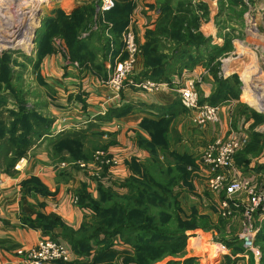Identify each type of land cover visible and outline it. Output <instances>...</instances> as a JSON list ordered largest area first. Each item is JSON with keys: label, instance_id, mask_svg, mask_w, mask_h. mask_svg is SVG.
<instances>
[{"label": "crops", "instance_id": "0c3cea01", "mask_svg": "<svg viewBox=\"0 0 264 264\" xmlns=\"http://www.w3.org/2000/svg\"><path fill=\"white\" fill-rule=\"evenodd\" d=\"M96 1L100 0H41L40 2L38 18L36 17L38 27L34 30L35 40L34 43L31 40L30 56H24L26 63H23V68H31L35 80L39 77L41 81V89L43 87L50 88L52 93L48 94L44 89L45 94L40 96L41 100L47 102V106L43 109L40 108L41 112H39L42 114L41 120L45 121L41 127L44 133L41 135L42 138L40 137V140L26 148L27 150L20 156L19 169L10 170L11 173H0V264H19L18 252L20 250L31 249L40 240L45 239L56 241L67 248L71 255L70 264H84L86 260L85 257H78L73 253L70 245L61 236L60 227L47 232L40 225V220L44 217L49 220L58 219L67 227L76 230L82 223H85L83 221H87L91 217L85 210L74 204L73 196L82 185L92 183L81 171L64 170L54 163L51 150L58 146L56 145L57 139L63 140L69 135L73 137V135L84 134L86 141L92 140L105 144L111 154L120 157L119 167L115 168L112 174L119 181H122L128 176L127 163L131 158H135L142 164L149 161L150 153L138 145L140 138L149 140L147 130L141 126L142 120L158 121L162 118L170 120V130L165 135L168 149L177 156L189 157L192 160V164L188 165L189 171H193L197 175L196 178L194 177L192 192L184 194L183 200L186 201V205L183 209L185 214H189L193 210L199 212L200 207H210L213 212L218 214V202L224 198L221 192L215 193L208 188L207 178L199 171L198 159L208 145L215 141L239 136H246L250 140L251 133H258L264 139V114H262L263 111H260L263 110V107H261L262 109L257 108L256 104L249 100L246 101L244 94H242L244 81L241 73L246 69V66L244 67L245 58L240 57H243L244 53L248 51L252 53L250 50L254 49L255 44L252 42L254 38L251 43L245 40L242 44L241 41L232 38L231 47H227L222 55L223 58L217 59L220 61V68L215 75L203 61L198 62L191 70L182 72L184 81L189 79L196 82L199 100H202L206 105L209 98L217 90V79L233 83L235 77L240 85H243L242 88H239L238 97L230 96L224 102L213 106L217 107L218 121L209 123L204 127H197L193 123L191 113L182 107L179 96L174 89L146 92L127 85L119 96H114L102 84L103 77L101 74L90 71V68L79 66L76 62H70L66 56L62 55L61 51H67L62 40H53L54 52L44 54L37 62L39 44L36 42V33L41 30L42 23L49 17L55 18L57 12H62L68 16L77 8L93 5ZM113 1L114 3L131 1L135 5L127 27L130 26L136 35L137 43L142 46L146 41L144 35L146 29H152L157 18L152 12L153 10L149 8L154 5V0ZM203 1L209 7L210 16L209 20L201 26L200 32L205 37H211V43L221 48L225 39L228 40L226 34L228 31L219 30L214 23V17L218 12V0ZM94 17L96 19L97 16ZM33 20L34 14L28 12L23 32L20 33L22 36L27 34L29 23ZM219 21L223 23L222 19L217 18L216 22ZM96 25L94 23V29ZM235 34L238 35L239 33L235 32ZM255 34L253 30L249 29L246 33L244 29L241 35L245 39H249L250 35L260 37ZM19 38L23 39V37ZM109 38L111 39V36ZM22 39L19 41L17 39L16 43H23L24 40ZM58 44L59 46H57ZM121 51L122 45L117 48L111 39L109 58L104 61L106 73H108V68L115 59L119 57ZM137 61L140 72L143 69V58L138 57ZM178 78L180 76L173 75L170 82ZM140 79V77H136L134 81L137 83L150 81ZM253 80L252 77L251 84ZM250 98L256 101L254 94L253 98ZM2 101L6 102L4 108L11 105L8 107L9 109L1 112L6 128L16 118V116H12V112H17L16 109H12L16 105V101L14 95L3 97ZM31 105L30 101L27 102V109ZM122 105H132L133 112L121 118L103 119L108 110ZM6 113L10 115H7V120L3 117V114L6 115ZM159 113L165 115L161 116ZM255 115L262 116L261 121L257 122ZM31 130L29 127L28 133H31ZM33 130V133L40 131L38 129ZM8 131H6L5 137L1 138V141L5 148L11 152V149H14L11 147L13 140L8 136ZM19 133L20 130L16 131L15 135ZM263 154L264 144L261 146V154L254 161L256 163L260 160L257 166L252 167L250 165L248 169L244 170L238 167L239 162L236 161L237 166L231 174L242 180H249L252 187L258 188L264 176V167L261 164ZM9 155L7 157H10ZM251 157V154L246 156L248 162ZM91 187L94 188V185L92 184ZM235 218L238 219L236 216L232 219ZM237 219L232 222L228 232L237 233L240 226L239 219ZM29 221L33 224H29ZM254 222L258 233L264 225V215L256 214ZM188 233L196 236H188L185 258H195V264H259L260 252L259 257H253L251 254L246 255L244 254L245 251L234 254L221 242L214 241L212 238L207 241L208 232L195 230ZM212 235L215 239L216 235L214 233ZM190 237L198 239L195 248L191 250L188 249ZM235 239L240 242L239 235ZM204 243L207 244V247L209 246V249L208 251L206 249L204 254H199L198 251H200V247L202 249ZM216 245H219L217 246L219 249H214ZM211 250L214 252L212 259L209 257Z\"/></svg>", "mask_w": 264, "mask_h": 264}, {"label": "trees", "instance_id": "16d2710c", "mask_svg": "<svg viewBox=\"0 0 264 264\" xmlns=\"http://www.w3.org/2000/svg\"><path fill=\"white\" fill-rule=\"evenodd\" d=\"M172 1L173 0H166L161 4L159 7L160 13L170 11ZM222 1L223 0H218V4L222 3ZM99 4L100 1H96L93 5L90 4L77 8L68 16L62 12H57L55 18H47L44 23H42L41 30L36 33V42L39 44L37 62L40 61L44 54L54 52L52 41L54 38H59L65 43L68 55L67 59L70 62H76L79 66L85 67L87 64H91L92 61H94L91 55L92 51H90L87 42L92 40L97 34L100 40L102 39L104 41V56L100 61V66L99 64L95 65L96 61L91 65L95 69L93 71L101 74L103 80H105L107 78V73L104 68V61L109 58L110 54V43L103 35V29L107 27L103 25L101 31L88 32L89 26L92 23V14L95 16V6ZM134 7L135 5L131 1L115 2L113 7L103 15L106 21L111 25L108 31L112 42L117 48L121 45L120 36L128 25ZM179 11L177 12L172 9V16H169L166 20L158 17L154 24V29H147L145 31L144 35L146 41L141 46L144 51L143 71L139 74L141 80H150L155 83H169L173 75L180 76L184 70H191V68L200 61H203L215 75L220 67V61L217 59L222 57L227 47H231L230 39L236 36L240 37L241 33L235 36L233 33L234 30L231 31V33H227L228 40L225 39L223 46L219 48L211 43V37H205L199 30L195 31V34L193 33L194 35L187 30V34L183 35V23L187 21L195 24V20H198L199 17L192 12L191 4H188L187 8L181 9L180 13L182 17L178 15ZM203 17H205L206 20V12ZM84 33L86 34L85 36H83ZM157 35H162L167 41L174 42L173 48L169 51V56L159 55L154 51L156 46L161 43ZM10 57H12L10 52L2 53L0 56V81H2V77L6 75L5 71L7 69V63L11 60ZM216 82L217 90L209 98L207 105L214 106L220 102H224L230 96L235 98L238 97L240 82L237 78H233V83L221 79H217ZM250 97L253 98L252 93ZM254 97L256 98L255 95ZM257 99L258 98H256V100ZM0 101L2 104L1 95ZM199 104L204 105L206 103L199 100ZM133 110L132 105L113 107L107 111L103 119L121 118L131 114ZM159 114L161 116L165 115ZM255 117L257 122L262 119V116L259 115H255ZM14 121L8 133L10 139L13 140V144L22 147L21 151L19 150L16 154L17 157H20L19 155L22 156L24 151L27 150L26 148L31 144L26 137L29 130L27 129L28 126L26 127L24 125L25 123L19 116L16 117ZM169 125L170 120L166 118L159 119L158 121L149 119L142 120L141 126L147 130L149 140L140 138L138 140V145L147 150L152 157L156 156L158 148L163 152L167 151V153L172 155L173 159L176 160L178 164L176 167L170 166L162 168L156 163L142 165L135 160H131L129 168L132 174L124 184V188L130 192V195L121 197L123 199L116 203L111 199L112 196L108 195L109 205L106 207H101L97 203L93 204V201L90 203L80 202L83 207L92 211L95 218H101L96 225H92V223L87 224L85 222L82 223L77 230H74L64 225L58 219L49 220L44 217L41 218L40 225L47 232L53 230V228L60 227L61 236L67 241L73 253L78 257H88L95 247V254L91 264H105L118 255L112 249V240L118 238V236H120L126 245H129L133 249L132 254L125 252L123 255L126 257L123 259L125 264H129L130 262L135 264H151L158 261L165 253H168L169 256L176 255L178 253L177 250L184 248L186 245L188 239L187 231H193L194 229L186 230L185 228L184 230L176 229L169 231V229L162 228L161 224H159L164 220L163 218L160 221V217L162 216L161 213H176L174 210L165 209L164 205L166 204L168 208H177L174 204V197L171 194L170 187L174 183V180H176V182L181 180L187 182L190 174L187 173L185 167L191 165L192 160L187 156L180 157L174 152L168 151V143L165 135L170 130ZM18 128L22 130L23 135L17 137L15 134ZM4 129V123L0 121V137L5 135L6 132ZM71 137L72 136L69 135L63 140L56 141V145L71 142ZM260 140H262L260 134H250V142L247 145V149L242 153V156H239L237 159L239 164L248 162L245 156L246 154L250 153L254 155V153L257 154L261 150V147H259ZM19 141H24V144L20 145ZM77 143L78 142H76V144ZM175 171L183 175L174 177ZM169 179L172 180L169 181ZM118 203L121 204L118 205ZM117 212L121 214V217ZM117 215L119 217L115 218ZM157 217L160 222L156 220ZM167 221L168 220H166V222ZM166 222H162V224L165 225ZM29 224L32 225L33 223L29 221ZM200 230L209 232L212 229L209 225ZM194 239L195 238L190 237L188 244H192ZM217 242L224 244L227 248L232 250L234 254L244 251L241 242L237 239H233L230 242L226 239H220ZM255 245L259 248V252L261 253L259 264H264V225L256 235ZM195 261V258L190 257L183 258L182 260L172 259L165 264H195Z\"/></svg>", "mask_w": 264, "mask_h": 264}, {"label": "rangeland", "instance_id": "374dc122", "mask_svg": "<svg viewBox=\"0 0 264 264\" xmlns=\"http://www.w3.org/2000/svg\"><path fill=\"white\" fill-rule=\"evenodd\" d=\"M165 1L166 0H154V5L149 7L153 10L152 12L155 13L157 18L158 17L164 18L163 20H166L169 16H172V9L178 12L179 10L181 11V9L187 8L188 4L192 5V10H193L192 12L198 15L199 19L195 20V24H193V22L189 23L187 21H185L186 24L185 22L183 23V28H184L183 35L187 34V30L189 31V33L194 35L195 34L194 32L197 30L200 31L201 26L205 24L206 21L209 20V16H210L209 7L203 0H173L171 5V10L168 12L160 13L159 7ZM40 2L41 0H0V56L2 53L5 52H10L11 56H14V58L10 57L11 60L7 63V69L5 71L6 75H4V77H2V81H0V95L1 98L6 96L9 97V95H14L16 105L12 109H16L17 112L16 113L12 112V116H16V117L19 116V118L23 120V122L25 123L24 125L26 127L28 126L27 129L29 130V127L30 129H32L31 133L26 134L27 139H29L31 143L30 145H33L36 141L40 140L42 138L41 135L44 134L41 127L43 126V123L45 121L41 120L40 116L42 114L39 112H41L40 108L43 109L45 108V106H47V102L41 100L40 96L45 94V90L48 94L52 93L50 88L46 89V87H43L41 89L40 86L41 81L39 77L37 78V80H35L31 68L30 69L23 68L24 67L23 63H26L24 56L25 55L30 56L29 55L30 53L29 50L31 48L30 42L31 40L33 41L35 40L33 38V31L37 29L38 21L36 20L31 21L29 23V30L27 31V34H25L24 36L22 35L20 36L23 37V39L18 38V41L19 39L24 40L23 43H18V42L16 43L17 46L21 47V49L18 47H14L13 45H10L9 42L11 41V39L18 37L22 32L24 28V24L26 22V15L28 14V11L29 13L32 12L35 18L38 16V12L40 9ZM99 5L95 6V16L97 17L95 19L94 14H92V23L89 26L88 32L101 31L103 25H106L107 28L103 29V35L105 38L108 39L110 43L111 39L109 38L110 35L108 33L109 32L108 30L111 27V25L109 24V22L106 21L104 16H102V14H104L105 12L101 13L100 11H98ZM217 8H218V12L217 15L214 17V23L219 30L222 31V29H224V31H228L226 32V34L231 33V31L233 30L235 32L242 34L244 29L246 33L250 29L255 31L256 33L255 35H259L261 37V38L260 37L257 38L256 36L250 35L249 39H245L240 34V37L238 38L235 32L233 33L236 37L231 36L234 37V40L241 41V44L244 43L245 40L246 42L251 43V41L254 38V41L252 42L253 44H255V46L254 49L250 50L252 53L248 51L244 53L243 57H240V58H245L244 67L246 66V69L243 70L241 73V77L244 81V88L242 94H244V99L246 101L249 100L250 102L256 104L255 106L257 108L259 107V109H262L261 107H263V110L260 111H263L262 114H264V43H261L262 41L264 42V35H263L264 34V0H223L222 3H220ZM180 11L178 14L179 16H181ZM205 12L207 16L206 20L205 17H203ZM216 17L219 18V20L222 19L223 23H221V21L216 22L217 19ZM156 20L154 21V24ZM94 23L97 24L95 29L93 28ZM154 24L152 29H154ZM85 35L86 34L84 33L83 36ZM157 38L161 40V43L156 46L154 51L159 55L169 56V51L173 48L174 42L167 41V39L165 37H162V35H157ZM53 40L58 41L60 39L54 38ZM87 45L90 51H92L91 52L92 58L94 59V61H96L95 65L99 64L100 66L101 65L100 61L103 59L104 56V41L102 39L100 40V38L96 34L92 40L87 42ZM57 46H59V44ZM61 53L62 55L68 58L67 51L66 52L61 51ZM138 57L143 58V64H144V51L142 48L140 52L136 54L134 72L137 75L134 78L140 77L139 74L142 73L143 71L142 69L139 72V67L137 64ZM94 61H92V63ZM91 64H87L85 67L90 68L89 70L93 71L95 69L94 67H92ZM251 74L255 80V82L254 80L252 81V84H251V80H252ZM242 87L243 85L241 84L240 88ZM251 93L254 94L256 98H258L256 101L250 98ZM30 98H32V100H30ZM29 101L32 105L30 108L28 107L29 109H27L26 106H27V102ZM5 106H6V102H3L1 104L0 101V121L2 123L3 120H2L1 112L6 111V109H9L8 107H11V105H8L7 108H4ZM7 115L9 114L8 113H6V115L3 114L5 120H7L6 119ZM11 119L14 120L13 117H11ZM14 122H12L8 127H6L4 131L6 132L10 130ZM33 129H38L40 131L33 133L34 131ZM18 130H20V133L18 135H15L17 137L23 135L22 130L19 128L17 129V131ZM5 135L3 137H0V173H11L13 170L19 169L18 161L20 160L19 159L20 157H17L16 154L19 152V150L21 151L22 147H20L17 144H13L11 147L14 149H11L10 152V150L5 148V145H3L1 141V138H4ZM56 141H58V139ZM70 141L71 142L63 143L61 145L59 144L55 149L53 148L51 150L52 153L51 157L54 163L58 164V166L61 169L64 170L72 169V171H76V172L81 171L94 185V188L91 187L92 184H88V185L85 184L82 185L80 188H78L79 190L73 196V201L74 204L78 206V208L85 210L88 214L91 215L89 220L83 222H86L87 224L92 223V225L94 224L96 225L98 220H100L101 218L100 217L95 218L93 216L92 211L86 207H83L80 202L83 201L84 203H90L91 201H93V204L97 203L101 207L103 206L106 207L109 205L108 195L112 196L111 199L114 200V203L119 202V200L123 199L121 197L130 195V192L126 188H124V184L132 174L131 169L129 168L130 161L131 160L137 161V160L135 158L130 159V161L127 163V168L129 172L128 176L122 181H119L116 178V176L113 175L112 173L115 168L119 167L120 157L111 154L109 148H106L107 146H105V144L92 140L86 141L84 134L73 135L72 140ZM75 141L78 143L76 144ZM249 142L250 140L247 139L246 144L240 149L241 151L239 150L234 155L233 158L234 166H237L236 161L238 157L239 156L241 157L242 153L247 149V145ZM19 144L23 145L24 141H19ZM262 144H264L263 138L259 142V147H261ZM260 154H261V150L257 154L256 153H254V155L252 154L251 160L249 162L240 163L238 164V167L243 168L245 170L248 169L250 165L252 167L257 166V163H259L260 160L257 161L256 163H254V161L256 160V158L258 159L257 156H259ZM7 155H9L10 157H7ZM248 155H250V153L246 154L245 156ZM152 163H156L160 165L162 168H167L170 166L176 167L178 165L176 160L173 159L172 155L167 153V151L163 152L159 150V148L157 149L156 156L152 157L150 154L148 162H146L145 164L142 163L139 164L150 165ZM262 167L264 166L262 165ZM189 169L190 168L187 165L185 167V170L187 171V173L190 174L188 176L187 182L183 180L176 182V180H174L173 181L174 183L170 187L172 192L171 194L174 197L173 201L174 204L177 206V208L176 209H173L171 207L168 208L166 204L164 205L165 209L174 210L176 213H168V212L161 213L162 216L160 217V221L163 218L164 220H162V222H166V220L168 221L166 222L165 225L162 224V222L159 224H161L162 228L169 229V231H173L176 229L184 230L185 228L186 230L194 229L193 231H195L210 225L212 230L208 232L209 234L206 238L207 241L209 240V238H212V240L214 241H219L220 239H226V240L235 239L241 233V230L244 228L241 217L243 212L242 210L229 218L221 217L219 213L216 214L215 212H213V209L210 207L208 208L200 207L201 210L199 212H197L196 210L194 212L193 210L191 213L185 214L183 209V207L186 205V201L183 200L184 194H189L192 192L194 177L196 178L197 176L195 173H193V171H189ZM175 172L176 173H174V177L176 176L180 177L183 175L182 173H178L177 171ZM171 180L172 179H169V181ZM258 187H260V185H258ZM221 194L223 195V197H225L224 191H221ZM119 204L121 203H118V205ZM117 214L119 216L121 215L118 212ZM118 215L115 216V218H118L119 217ZM234 216L238 217L239 220L237 218L232 219ZM236 219L240 224L238 228L239 232L237 231L238 234L237 233L233 234L232 232H228V228H231L232 222ZM156 220L160 222L158 217L156 218ZM188 232L191 231H187L188 236H196L195 234H191ZM212 232L216 235L215 239L212 235L213 234ZM198 235L200 234L198 233ZM197 241L198 239H194V242L192 244H188V249L191 250L192 248H195V244L197 243ZM217 246L219 245L214 246L215 247L214 249H216ZM112 249L118 255L105 264H125L123 262V259L126 257H124L123 255L125 254V252H128L130 254H132L133 252L132 251L133 249L129 245H126L122 241L120 236L112 240ZM206 249L208 251L209 246L207 247V244L205 243L202 244V249L200 247V251H198L199 254L202 253L204 254ZM94 250L95 247L91 251V254L88 257H85L86 260L84 261V264L92 263L93 256L95 254ZM212 250L210 251V256H209L210 259L214 257L213 254L214 252H212ZM177 251L178 253L174 256H169L168 253H165L163 254V256H161L158 259V261L153 262L151 264H165L167 261L172 259L182 260L186 256V245L184 246V248ZM129 264H135V263L130 262Z\"/></svg>", "mask_w": 264, "mask_h": 264}, {"label": "built area", "instance_id": "2783aa9c", "mask_svg": "<svg viewBox=\"0 0 264 264\" xmlns=\"http://www.w3.org/2000/svg\"><path fill=\"white\" fill-rule=\"evenodd\" d=\"M113 0H100L98 11L101 13L113 7ZM122 51L114 63L108 68L107 78L102 81L114 96H119L128 85L146 92H158L161 89H174L179 96L180 104L191 113V119L197 127H204L218 121L217 107L200 105L194 80L175 79L170 83L151 81L135 82V59L141 50L136 35L128 26L120 36ZM123 57V58H122ZM185 72V71H184ZM246 136L215 141L208 145L198 159L199 171L207 178L208 188L212 192L224 191L225 197L218 202V213L223 218L232 217L242 212L243 229L239 240L244 254L259 257L255 246L254 216L264 215V176L260 187L254 188L249 180H242L231 174L235 170L234 155L246 144ZM264 166V154L261 158ZM18 168V167H17ZM19 264H70L71 255L67 248L53 240H40L35 247L18 252Z\"/></svg>", "mask_w": 264, "mask_h": 264}, {"label": "bare ground", "instance_id": "6f19581e", "mask_svg": "<svg viewBox=\"0 0 264 264\" xmlns=\"http://www.w3.org/2000/svg\"><path fill=\"white\" fill-rule=\"evenodd\" d=\"M28 12H29V11H28ZM35 20L37 21V19L34 17V20H33V21H35ZM22 32H23V31H22ZM21 34H22V33H21ZM21 34H20L18 37L11 39V41L9 42L10 45H13L14 47H18V48L21 49L20 46H17V45H16V40L21 36ZM30 44H31V42H30ZM24 50H26V49H24ZM26 51H28V50H26Z\"/></svg>", "mask_w": 264, "mask_h": 264}, {"label": "water", "instance_id": "95a60500", "mask_svg": "<svg viewBox=\"0 0 264 264\" xmlns=\"http://www.w3.org/2000/svg\"><path fill=\"white\" fill-rule=\"evenodd\" d=\"M33 38H35V32L34 31H33ZM32 43H34L33 40H32Z\"/></svg>", "mask_w": 264, "mask_h": 264}]
</instances>
